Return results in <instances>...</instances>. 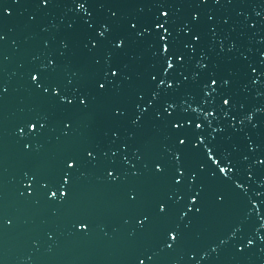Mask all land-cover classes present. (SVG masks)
<instances>
[{"label": "water", "instance_id": "1", "mask_svg": "<svg viewBox=\"0 0 264 264\" xmlns=\"http://www.w3.org/2000/svg\"><path fill=\"white\" fill-rule=\"evenodd\" d=\"M10 67V0H0V207L3 185Z\"/></svg>", "mask_w": 264, "mask_h": 264}]
</instances>
